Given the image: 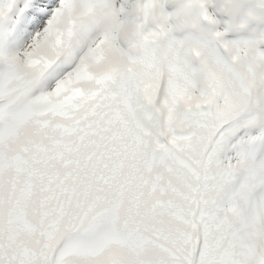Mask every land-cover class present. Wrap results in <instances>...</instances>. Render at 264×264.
<instances>
[{"label":"snow or ice","instance_id":"obj_1","mask_svg":"<svg viewBox=\"0 0 264 264\" xmlns=\"http://www.w3.org/2000/svg\"><path fill=\"white\" fill-rule=\"evenodd\" d=\"M0 264H264V0H0Z\"/></svg>","mask_w":264,"mask_h":264}]
</instances>
